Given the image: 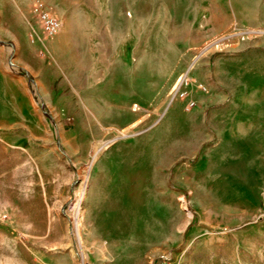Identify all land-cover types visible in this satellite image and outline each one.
Here are the masks:
<instances>
[{"label":"rangeland","instance_id":"374dc122","mask_svg":"<svg viewBox=\"0 0 264 264\" xmlns=\"http://www.w3.org/2000/svg\"><path fill=\"white\" fill-rule=\"evenodd\" d=\"M234 2L81 0L71 21L87 29L52 45L62 23L40 47L17 43L1 6L0 264H264V188L233 182L258 181L264 158H234L235 143L213 136L211 108L169 112L199 59L264 35L237 26ZM115 37L137 50L118 70L138 91L101 83ZM117 181L149 189L134 190L139 203L95 244L91 217L113 206Z\"/></svg>","mask_w":264,"mask_h":264},{"label":"crops","instance_id":"0c3cea01","mask_svg":"<svg viewBox=\"0 0 264 264\" xmlns=\"http://www.w3.org/2000/svg\"><path fill=\"white\" fill-rule=\"evenodd\" d=\"M41 3L51 9L57 17L59 13L67 15L62 22V33L50 40L52 45L63 43L68 38L66 36H70L69 30L87 29L84 25L71 21L81 0H0L3 23L7 29L14 31L11 32L12 36L21 47H40L44 43L45 29L40 18ZM234 3L239 10V15L235 18L238 27L264 31V0H235ZM108 29L111 30V27ZM115 38L117 43L118 39ZM255 43L240 51L218 54L212 60L199 59L189 70L192 80L186 86L187 97L177 98L179 102L175 101L169 111L173 116L179 110L188 114L211 108L213 136H218V142L235 143L234 158H264V148L259 149L258 153L247 149V143L250 142L263 143L264 147V35L258 37ZM135 54L136 49L132 47L129 51L124 48L123 43L115 44L114 49L110 45L109 49L107 47L106 52L101 54L100 62L104 63L101 67V83L104 84L106 93L119 95L125 82L128 87L135 86L138 91V79L128 77L125 80L118 70L119 65H123L121 63L133 61ZM193 92L195 96L192 95ZM190 101H194L195 105L189 108ZM212 101H215V104L208 105ZM203 122L205 125L206 119ZM241 168L244 167L238 166L236 170ZM233 182L235 188L243 186L242 183L251 182L244 187L258 192L264 188V171L259 174L258 181L246 177L239 178L236 175ZM141 187L133 186L131 182L107 183L108 194L115 199L108 211L105 212L101 208L91 217L90 225L95 244L102 237L104 230H115L123 206L139 203L140 198L134 190L149 189V186Z\"/></svg>","mask_w":264,"mask_h":264},{"label":"built area","instance_id":"2783aa9c","mask_svg":"<svg viewBox=\"0 0 264 264\" xmlns=\"http://www.w3.org/2000/svg\"><path fill=\"white\" fill-rule=\"evenodd\" d=\"M42 10H41V19L43 22V26L45 31L50 35L57 34L62 27L61 20L49 9L45 8L44 4H40ZM192 80V77L189 75V73H186L181 76L179 79L178 87L176 88V92L179 94V97L185 98L188 95V91L186 90V86L190 83ZM195 105L194 101H190L188 104V107H193ZM169 264H178L177 261L171 260L169 261Z\"/></svg>","mask_w":264,"mask_h":264}]
</instances>
